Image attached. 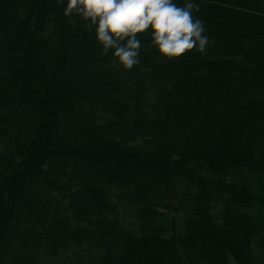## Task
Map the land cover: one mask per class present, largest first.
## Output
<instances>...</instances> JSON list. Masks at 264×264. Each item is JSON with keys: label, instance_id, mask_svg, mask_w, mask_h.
Returning <instances> with one entry per match:
<instances>
[{"label": "trees", "instance_id": "16d2710c", "mask_svg": "<svg viewBox=\"0 0 264 264\" xmlns=\"http://www.w3.org/2000/svg\"><path fill=\"white\" fill-rule=\"evenodd\" d=\"M195 4L205 54L145 34L126 71L59 0H0V264H264V0Z\"/></svg>", "mask_w": 264, "mask_h": 264}, {"label": "clouds", "instance_id": "9594fccd", "mask_svg": "<svg viewBox=\"0 0 264 264\" xmlns=\"http://www.w3.org/2000/svg\"><path fill=\"white\" fill-rule=\"evenodd\" d=\"M64 16L74 14L90 21L102 54H112L124 70L140 64V37H150L149 46L169 60L186 53L205 54L209 45L204 22L194 16L195 0H59Z\"/></svg>", "mask_w": 264, "mask_h": 264}, {"label": "rangeland", "instance_id": "374dc122", "mask_svg": "<svg viewBox=\"0 0 264 264\" xmlns=\"http://www.w3.org/2000/svg\"><path fill=\"white\" fill-rule=\"evenodd\" d=\"M256 184L258 186L264 187V178L257 177ZM254 205H255V211L258 215V219L256 221V229L257 232H264V188L263 190H260L258 194L254 198Z\"/></svg>", "mask_w": 264, "mask_h": 264}]
</instances>
